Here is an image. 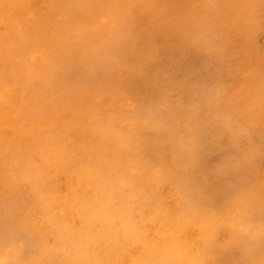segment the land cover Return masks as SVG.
Listing matches in <instances>:
<instances>
[{
  "label": "clouds",
  "instance_id": "obj_1",
  "mask_svg": "<svg viewBox=\"0 0 264 264\" xmlns=\"http://www.w3.org/2000/svg\"><path fill=\"white\" fill-rule=\"evenodd\" d=\"M261 41L264 0H0V264H264Z\"/></svg>",
  "mask_w": 264,
  "mask_h": 264
},
{
  "label": "rangeland",
  "instance_id": "obj_2",
  "mask_svg": "<svg viewBox=\"0 0 264 264\" xmlns=\"http://www.w3.org/2000/svg\"><path fill=\"white\" fill-rule=\"evenodd\" d=\"M147 24L148 22L146 20H142L140 22V26L142 28H146ZM261 43L264 44V41H261ZM178 56L179 54L177 52L169 51L166 48L162 55L160 64L154 67L153 69H151L150 71L154 72L160 68H168L176 72L178 75H187L189 73H197V72L203 74L202 65L204 61L202 58L192 56V57H188L187 59L183 61H179ZM133 90L141 94H146L149 91V89L145 88L143 83L141 82H137L136 84H134ZM215 159L216 157H213L210 163L214 162Z\"/></svg>",
  "mask_w": 264,
  "mask_h": 264
},
{
  "label": "bare ground",
  "instance_id": "obj_3",
  "mask_svg": "<svg viewBox=\"0 0 264 264\" xmlns=\"http://www.w3.org/2000/svg\"><path fill=\"white\" fill-rule=\"evenodd\" d=\"M169 63V62H168ZM167 66V65H166ZM165 67V66H164ZM171 68V67H170Z\"/></svg>",
  "mask_w": 264,
  "mask_h": 264
}]
</instances>
